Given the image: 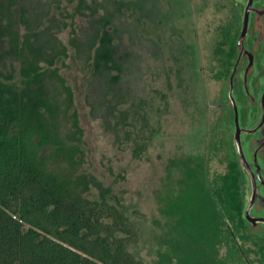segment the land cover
I'll return each mask as SVG.
<instances>
[{
    "label": "trees",
    "instance_id": "obj_1",
    "mask_svg": "<svg viewBox=\"0 0 264 264\" xmlns=\"http://www.w3.org/2000/svg\"><path fill=\"white\" fill-rule=\"evenodd\" d=\"M78 2L76 10L87 16V27L83 38L73 28L70 44L92 61L91 91L103 90L98 116L107 130L133 128L126 135L136 130L135 119L141 120L143 132L146 118L136 111L129 116L121 107L124 94L117 85L118 74L112 73L118 61L107 30L110 17L99 14L95 1ZM50 3L0 0V264H147L129 249L139 239L136 222L106 200L109 188L95 176L77 173L82 130L72 90L55 66L67 56L56 32L68 22L67 16L51 12ZM91 108L96 109L94 104ZM65 123L69 127L63 131ZM138 137L132 138L134 156L146 147ZM185 161L189 182L168 206L187 209L188 228L181 239L173 240V247L183 246L193 264H249L239 254L233 258L238 249L224 220L226 199L221 197L226 210L220 211V196L211 194L214 181L208 179L205 163ZM91 187L98 198L87 196ZM203 236L209 246L226 240L228 251L233 250L231 258L200 248ZM191 246L194 251L188 250Z\"/></svg>",
    "mask_w": 264,
    "mask_h": 264
},
{
    "label": "rangeland",
    "instance_id": "obj_2",
    "mask_svg": "<svg viewBox=\"0 0 264 264\" xmlns=\"http://www.w3.org/2000/svg\"><path fill=\"white\" fill-rule=\"evenodd\" d=\"M49 1L51 12L57 17L67 16L68 22L56 32L67 47V56L58 59L55 66L72 90L73 108L82 130L79 146L83 155L77 173L95 176L103 187L109 188L106 200L116 203L136 222L139 239L129 248L136 258L147 264H193L183 246L173 247V240L181 239L188 228L187 209L176 211L168 205L186 188L189 178L185 160L191 159V151H202L200 133L203 129L208 132L210 127L204 128L208 119L202 118L196 104L200 85L185 76L183 43L188 18L195 21L192 25H197L202 41L207 35L205 23L217 14L215 10L222 13L225 9L220 8V0H85L88 4L95 1L99 14L110 17L107 30L113 35L118 61V69L112 73L118 74L117 85L124 94L121 107L128 109L129 116L133 111L137 116L143 115L148 123L141 132L143 121L135 119L136 130L126 135L125 131L133 128H104L98 116L103 90L92 93L90 88L94 81L92 61H86L84 52H77L70 44L71 30L74 28L82 37L87 27V16L76 10L78 0ZM92 104L96 109L92 110ZM68 127L65 123L62 130ZM137 134V140L146 143V147L134 156L132 138ZM218 162L214 155L208 163L209 180L223 171V164ZM87 196L98 198L97 189L91 187ZM225 241L209 246L203 236L200 248L217 253L218 258H231L233 251H228ZM251 247L243 248L248 263L264 264V258L260 259L262 256ZM188 250L195 249L191 246Z\"/></svg>",
    "mask_w": 264,
    "mask_h": 264
},
{
    "label": "flooded vegetation",
    "instance_id": "obj_3",
    "mask_svg": "<svg viewBox=\"0 0 264 264\" xmlns=\"http://www.w3.org/2000/svg\"><path fill=\"white\" fill-rule=\"evenodd\" d=\"M220 4L225 10H215L205 23L202 41L193 18H188L184 37L185 76L200 85L196 104L208 119L204 128L210 127L200 133L202 151L190 155L207 171L214 155L223 164L211 194L220 196V211L228 209L224 220L238 249L233 258L239 254L250 262L244 246L264 258V0Z\"/></svg>",
    "mask_w": 264,
    "mask_h": 264
}]
</instances>
